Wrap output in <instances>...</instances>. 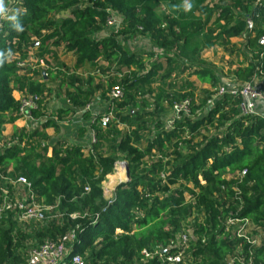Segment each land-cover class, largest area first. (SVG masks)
Listing matches in <instances>:
<instances>
[{"label":"trees","instance_id":"16d2710c","mask_svg":"<svg viewBox=\"0 0 264 264\" xmlns=\"http://www.w3.org/2000/svg\"><path fill=\"white\" fill-rule=\"evenodd\" d=\"M187 2L189 11L186 0H2L0 200L2 190L13 197L4 179L22 177L36 201L51 207L45 211L51 219L45 226L18 223L16 211L6 212L0 264H26L46 242L62 245L61 264L73 256L83 264H225L241 241L230 238L223 221L239 207V216L264 235V116L241 115L239 97L229 93L207 108L219 80L202 58L220 47L237 81L264 75V0ZM112 13L120 28L97 37ZM136 35L160 53L131 51L126 43ZM35 50L48 69L49 59L60 65V53L75 58L70 72L56 73L69 108L54 115L44 109L43 75L27 72ZM86 65L92 75L76 74ZM121 70L126 73L117 78ZM116 86L121 96L110 98ZM15 91L40 96L32 115L45 120L33 132L19 129L2 140L4 127L19 118ZM97 94L109 99L108 126L100 127L97 115L89 148L57 141L48 156L45 131H58ZM185 99L189 113L166 129L165 118ZM119 162L127 179L106 198L103 183ZM185 232L181 261H166L178 255L170 242ZM251 264H264V245L254 249Z\"/></svg>","mask_w":264,"mask_h":264},{"label":"built area","instance_id":"2783aa9c","mask_svg":"<svg viewBox=\"0 0 264 264\" xmlns=\"http://www.w3.org/2000/svg\"><path fill=\"white\" fill-rule=\"evenodd\" d=\"M121 24V18L116 14H111L107 21V27L114 26L118 23ZM248 23V29L252 28L250 21ZM117 29V30H118ZM116 30V31H117ZM115 31V32H116ZM259 44L264 47V36L259 39ZM37 64L42 67L43 77L47 74L48 66L44 60H37ZM19 67H24V63L18 64ZM126 73V70H121L116 74L117 78H121ZM229 93L231 95L238 96L240 99L239 112L241 115H257L264 116V75L261 72L256 73L249 81L241 83L238 90H225L223 87H219L214 92L213 96L207 101V108H211L215 101L221 98L224 94ZM46 95V94H44ZM110 98H119L121 96L120 87L116 86L112 88L110 92ZM40 96L36 95H23L19 99L18 116L26 123L34 121L32 112L38 108ZM190 100L185 99L176 103L172 108L173 117L168 119L165 123L166 129H172L173 122L181 117V113L186 115L189 113ZM111 113L107 110L99 118V125L102 128H106L111 120ZM95 142V137L91 135V140L88 148ZM16 143V140L14 141ZM125 167L126 164L121 162ZM245 172H242L244 174ZM9 186L12 187L13 197H11L5 190H2L0 200V221L5 216L6 212L16 211L15 219L18 223H35L42 224L45 219V211L50 210L51 207H45L38 203L31 191L30 184L22 177L16 180L12 178L4 179ZM87 190V189H86ZM5 194L3 195V193ZM236 198H238V192H236ZM240 201V199H238ZM241 209V207H239ZM239 209V210H240ZM239 210L235 213L229 212L223 221L225 232H227L230 238L235 241H241L234 247L233 252L226 258L225 264H251L254 249L264 245V235L261 233L258 227H255L253 223L242 216H239ZM188 233L185 232L177 236L170 242L169 247L178 249V255L168 256L166 261L179 263L181 261V254L184 252L188 243ZM62 245L56 243L46 242L43 245L31 250L30 259L26 264H61L54 260L55 254H62ZM166 250H161V253ZM63 255V254H62ZM145 257H149L146 252H143ZM57 256V255H56ZM70 264H83L79 256H73L70 260Z\"/></svg>","mask_w":264,"mask_h":264},{"label":"crops","instance_id":"0c3cea01","mask_svg":"<svg viewBox=\"0 0 264 264\" xmlns=\"http://www.w3.org/2000/svg\"><path fill=\"white\" fill-rule=\"evenodd\" d=\"M36 52H37L36 50L33 51L29 62L26 64V66L28 67L27 72H29L30 71L29 68H31V70L39 71L40 74L43 75L44 70L42 69L41 66L37 64V60H39V57L37 56ZM60 56L61 55H59V60H58L60 65L58 67H56V61L51 59L48 60L50 64V68L47 71V75L44 76L43 79L40 81L43 84H45L47 88L46 89L47 92L45 93L46 104L44 108L47 115H54L56 111H58L59 109L69 108L63 90L59 89V85L58 88L56 87V81L58 82L60 81V79L58 80L56 79V73L61 72L63 74H66V71L67 73L70 72L75 63V58H73V64L71 66V69H65V65L63 64ZM61 64L64 67H61ZM87 69L93 70L91 66L86 65L83 69L77 70L76 74L80 76H87L85 73L82 72H80L81 74L79 73V71H85ZM27 74L31 76L29 73ZM13 96L16 100H19L23 96V94L21 92L15 91ZM109 103H110L109 99L102 98L101 95L99 94V96L94 98L91 104L87 106L85 110H77L75 111L74 115L70 118V120L60 122L58 124L59 126L58 131H54L53 129H47L45 133L49 137V140L43 143L53 145L57 141H67L70 144H77L87 148L90 143L91 135H92L91 124L93 122L94 117L97 116L96 110L99 109L103 104L107 106V110H108ZM85 112L89 113L88 117L84 116ZM44 120L45 119H35L32 122L26 123L23 119L18 118L14 123L8 124L4 127L2 132V140H4L7 137H10L15 131L19 129H26L28 132H33L40 126V124Z\"/></svg>","mask_w":264,"mask_h":264},{"label":"rangeland","instance_id":"374dc122","mask_svg":"<svg viewBox=\"0 0 264 264\" xmlns=\"http://www.w3.org/2000/svg\"><path fill=\"white\" fill-rule=\"evenodd\" d=\"M119 27V19H118V23L114 26L111 27H106L105 31L99 35H97V37L101 38V37H106L109 33H111L112 31H116ZM232 42L234 44L240 45L239 40L238 39H232ZM126 46L133 52H138L140 53L141 51H148V52H153V53H160L159 50L155 49L150 41L140 35H136L134 36L129 42L126 43ZM60 58L62 59L63 64L65 65V69H71V66L73 64V58L71 54H63L60 53ZM203 60L206 61L207 65H209L214 73L216 74L218 80H219V87H223L225 90H238L241 86V82L237 81L230 72V64L228 61V56H226L224 54V51L222 48L218 47L216 49H213L211 51H208L206 53L203 54ZM250 58V57H248ZM230 65V66H229ZM234 68V67H233ZM65 72V71H64ZM85 73L86 75L92 74L93 70L92 69H87L85 71H79V73ZM67 73V71H66ZM81 74V73H80ZM59 82L56 81V87L58 88ZM198 86H202V87H207V86H203L201 84H197ZM57 90V89H56ZM99 94H97L95 96L98 97ZM97 111V115H102L104 113L107 112V106L105 104H103L99 109L96 110ZM173 117L172 112H170L168 114V116L165 118L170 119ZM85 131V129H84ZM83 135V134H82ZM43 146H46L48 149V156L50 155L51 151V144H46V143H42ZM119 173V174H118ZM115 176V177H114ZM126 177V166L124 167L122 165L121 162L117 163L115 166V171L112 175L108 176L106 181L103 183V188H104V195L106 198H109L110 195L112 194L114 188L120 184L121 182H123L125 180ZM7 192V190H5ZM5 194V192L3 193V195ZM50 217H47L44 219L43 224L45 226L46 223H48V221H50ZM59 245V243H58ZM57 255V256H56ZM54 260L56 263H62L63 259H64V254H55L54 256Z\"/></svg>","mask_w":264,"mask_h":264},{"label":"clouds","instance_id":"9594fccd","mask_svg":"<svg viewBox=\"0 0 264 264\" xmlns=\"http://www.w3.org/2000/svg\"><path fill=\"white\" fill-rule=\"evenodd\" d=\"M191 7H192L191 3H188L186 0L185 11H189L191 9ZM0 11H2V0H0Z\"/></svg>","mask_w":264,"mask_h":264},{"label":"water","instance_id":"95a60500","mask_svg":"<svg viewBox=\"0 0 264 264\" xmlns=\"http://www.w3.org/2000/svg\"><path fill=\"white\" fill-rule=\"evenodd\" d=\"M125 178L127 179V169H126V177Z\"/></svg>","mask_w":264,"mask_h":264},{"label":"bare ground","instance_id":"6f19581e","mask_svg":"<svg viewBox=\"0 0 264 264\" xmlns=\"http://www.w3.org/2000/svg\"><path fill=\"white\" fill-rule=\"evenodd\" d=\"M119 174V173H118ZM115 177V176H114Z\"/></svg>","mask_w":264,"mask_h":264}]
</instances>
